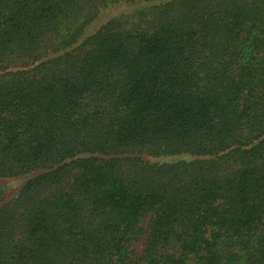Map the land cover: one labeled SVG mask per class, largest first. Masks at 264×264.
Returning <instances> with one entry per match:
<instances>
[{"label":"trees","instance_id":"1","mask_svg":"<svg viewBox=\"0 0 264 264\" xmlns=\"http://www.w3.org/2000/svg\"><path fill=\"white\" fill-rule=\"evenodd\" d=\"M0 264H264V0H0Z\"/></svg>","mask_w":264,"mask_h":264}]
</instances>
